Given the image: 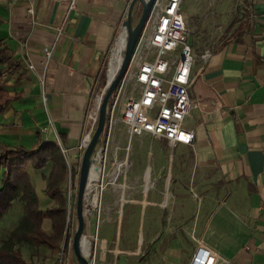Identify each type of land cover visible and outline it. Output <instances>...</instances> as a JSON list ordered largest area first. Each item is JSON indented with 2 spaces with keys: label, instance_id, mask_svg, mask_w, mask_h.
<instances>
[{
  "label": "crops",
  "instance_id": "obj_1",
  "mask_svg": "<svg viewBox=\"0 0 264 264\" xmlns=\"http://www.w3.org/2000/svg\"><path fill=\"white\" fill-rule=\"evenodd\" d=\"M131 1L0 0V48L10 54L0 63L10 97L0 112V153L57 144L69 206L76 204L81 145L94 124L89 114L120 65ZM210 3L201 22L192 5L180 3L193 47L196 29L214 35L192 68L183 119L192 142L128 136L119 118L112 126L105 121L98 136L86 194L100 190V202L83 222L96 243L91 264H189L199 243L228 264H264V0ZM46 47L52 54L44 64ZM98 149L104 162L93 157ZM51 168L28 167L40 209L54 204L45 193ZM41 225L51 231L48 217ZM47 256L43 264H51Z\"/></svg>",
  "mask_w": 264,
  "mask_h": 264
},
{
  "label": "built area",
  "instance_id": "obj_2",
  "mask_svg": "<svg viewBox=\"0 0 264 264\" xmlns=\"http://www.w3.org/2000/svg\"><path fill=\"white\" fill-rule=\"evenodd\" d=\"M5 1L13 4L18 0ZM181 1L154 0L129 65L106 105L108 126L119 118L128 136L148 133L177 143H191L194 138L193 131L183 125V119L191 106V73L196 51L187 39ZM43 52L46 64L52 54L51 48L46 47ZM206 55L207 52L203 54ZM123 91L128 93L124 97ZM93 108L95 112L91 119L95 124L96 103ZM61 150L66 153L65 149ZM93 157L104 162L105 152L98 149ZM70 189L71 182L69 192ZM221 261L230 263L199 243L189 264H218Z\"/></svg>",
  "mask_w": 264,
  "mask_h": 264
},
{
  "label": "trees",
  "instance_id": "obj_3",
  "mask_svg": "<svg viewBox=\"0 0 264 264\" xmlns=\"http://www.w3.org/2000/svg\"><path fill=\"white\" fill-rule=\"evenodd\" d=\"M9 61L8 49L2 46L0 63ZM9 99L0 84V112ZM47 162H51L52 168L46 177L45 193L54 199V204L40 209L28 167L37 170ZM0 166L3 170L0 178V218L17 199L23 202L24 211L7 236L1 239L0 264H29L19 248L15 247L17 243L24 241L36 247L46 245L54 252L59 247V240L68 233V197L63 191L67 174L65 160L57 144L44 143L37 149L16 146L1 152ZM44 217L51 220L50 232L42 228Z\"/></svg>",
  "mask_w": 264,
  "mask_h": 264
},
{
  "label": "water",
  "instance_id": "obj_4",
  "mask_svg": "<svg viewBox=\"0 0 264 264\" xmlns=\"http://www.w3.org/2000/svg\"><path fill=\"white\" fill-rule=\"evenodd\" d=\"M137 0H132L130 3V7L128 9L126 18L123 20V30L126 32V41L125 46L123 48V51L121 52L122 57L120 61V65L118 69L116 70L115 74L109 78H107V82L100 93L95 99V103L97 105V118L94 126L92 127L91 131L88 132L86 135V140L84 142V149H83V157L81 161V169L79 173L78 178V186L76 191V204H75V210H76V218H77V226L76 229L72 235V249L75 253L79 264H91L90 263V252L83 251L82 248V237L85 236L83 233V227H84V216H85V209L83 208L84 199L86 197V187L88 184V176L90 172V163H91V154L92 150L95 146V143L98 136L101 134V132L105 128L106 124V115H107V108L106 105L108 103L109 98L112 95V92L117 87L119 82L122 79L123 74L125 73L128 63L130 61L131 55L134 51L135 43L139 37V33L141 32L146 19L148 17V14L152 8V4L154 0H138L141 2L142 11L137 18L136 22H133V10L134 5L136 4ZM119 37L115 40L113 43L111 50V55L115 53V49L118 45ZM95 109L92 110L89 114V117L91 118L94 114ZM89 250V248H88Z\"/></svg>",
  "mask_w": 264,
  "mask_h": 264
},
{
  "label": "rangeland",
  "instance_id": "obj_5",
  "mask_svg": "<svg viewBox=\"0 0 264 264\" xmlns=\"http://www.w3.org/2000/svg\"><path fill=\"white\" fill-rule=\"evenodd\" d=\"M182 1H185L187 6H189V4L192 5L191 7L196 10V11H193L194 15H195V16L194 15L193 16L197 19L198 22H201L205 17V16H203L204 12H202V11L203 10L205 11V9H207V11H208L209 8L211 7L210 0H182ZM207 1H209V2H207ZM209 3H210V7L206 8V4H209ZM135 5L137 7H136V14L133 17L134 22L137 21V18L139 17V15L142 11V6H141L140 1L137 0ZM202 30H205V29H202V28L196 29V31L194 32L195 36H198L197 42L193 43L195 45V51L197 54H200V53L204 54L207 51V49L209 48L210 43H211L210 41L212 40V35H213L212 30L210 28L208 29V31H207L208 36L207 37L202 36L204 33V32H201ZM206 35H207V33H206ZM104 86H105V84H104ZM123 93H124L123 97L128 94L126 91H123ZM2 171L3 170L0 169V178L2 176ZM88 195H86V197L84 199V203H83V208L86 209V211H85L86 215L93 212V209L91 206L97 202L98 203L100 202V195L101 194H100V190H96V194L94 192V194L89 193ZM96 196H99V200L94 201V198ZM98 206L99 205L97 204L96 208H98ZM22 207H23V202L21 200L17 199L13 202L12 206H10L8 211H6L7 213H5L0 218V242H1V239L5 238L7 236L8 232L14 227V225L19 220L20 216L24 213ZM67 210H68L67 211V215H68L67 220H68V225H69L68 233H66V236H64L62 238V240H59V247L54 252L46 245H44L45 246L44 248H41V247L37 248L35 245H33L31 243H29V244L25 243L24 241H21V242L16 244L15 247L19 248L21 255H23L24 259L29 264H43L44 262L48 261L47 255H49L51 264H79L78 259H77L76 255L72 249V240H73L72 235H73V233L76 229V226H77L75 206H71V205L69 206L68 205ZM95 245H96V243H94V245H93L92 239H90L88 235L85 234V236H83L82 248H83V251H85V253L87 251L90 252L89 257L92 256L91 250L93 249V247H95ZM86 246H87V248H86ZM88 248H89V250H88ZM44 251H46V252H44ZM46 253H47V255H46Z\"/></svg>",
  "mask_w": 264,
  "mask_h": 264
},
{
  "label": "bare ground",
  "instance_id": "obj_6",
  "mask_svg": "<svg viewBox=\"0 0 264 264\" xmlns=\"http://www.w3.org/2000/svg\"><path fill=\"white\" fill-rule=\"evenodd\" d=\"M144 1H146V0H144ZM125 46V45H124ZM124 48V47H123ZM96 160V159H95ZM96 163V162H95ZM97 168V167H96ZM102 169V168H101ZM91 179V178H90ZM90 183V182H89ZM90 185H88V189L90 190V188L91 187H89ZM98 200V196H96L95 198H94V201H97ZM82 241H83V237H82ZM86 248H87V246H86Z\"/></svg>",
  "mask_w": 264,
  "mask_h": 264
}]
</instances>
